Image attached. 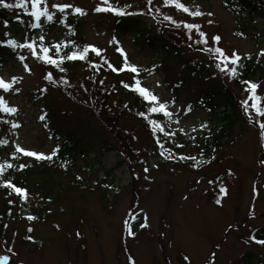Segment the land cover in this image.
Listing matches in <instances>:
<instances>
[{
  "label": "rangeland",
  "instance_id": "1",
  "mask_svg": "<svg viewBox=\"0 0 264 264\" xmlns=\"http://www.w3.org/2000/svg\"><path fill=\"white\" fill-rule=\"evenodd\" d=\"M47 2L49 6L67 3L84 9L85 15L73 17L80 24L85 43L106 50L96 62L104 61L103 55L110 61L123 60L115 37L129 62L143 68V84L159 95L160 102L172 94L175 103L168 104L171 116L162 113L164 139L157 146L151 141L150 120L133 110L121 91L113 96L109 106L112 113L109 110L110 116L100 123L91 111L78 108L45 78L49 68L39 45L49 47L51 55L54 43L62 38L64 28L59 21L63 15L51 9L56 11V20L32 36L0 22L1 38H8L6 33H10L19 42L25 37L36 40L40 54L33 56L31 50L20 49L27 59L21 61L17 56L0 69V78L6 81L13 76L21 78L12 89H0V96L17 109L16 113L0 111V140L8 142L0 145L1 156L13 155L17 143L26 150L47 154L58 136L69 134L89 152L88 156L75 157L70 166L52 169L45 181L40 176L28 179L25 186L34 209L23 208L21 214L13 209L8 216H0V255H8L9 264H243L242 256L249 254L248 264H264V245L252 239L257 228L264 226V137L259 128L264 117L251 107L249 85L242 83L246 80L241 78L237 84L234 77L217 68L220 61L215 55L205 50L220 47L228 56L238 53L241 76L247 68L257 70L252 83L258 85L256 93L264 108V56L260 55L264 50V16L241 8L233 11L224 0H183L204 13L198 17L165 7L162 0H153V8L161 9L152 12L155 16L148 15L147 0H112L114 7L131 5L127 11L143 12L133 15L140 17V27L135 28L140 33H118L113 22L131 16L94 11L101 0ZM231 3L234 5L235 0ZM67 11L72 13V9ZM163 15L200 25L208 43H196L202 38L195 29L189 39L185 28L176 27L180 31L176 36L186 45L180 49L183 61L169 59L162 65L153 64L160 62V56L147 39L167 29L170 22L162 24ZM40 35L45 41H39ZM217 35L221 37L218 43L213 40ZM192 62L206 68L210 81L230 88L238 102L239 116L229 136L221 140L220 147L205 152L203 146H210L225 121L222 108L211 111L201 99L207 93L203 80L184 72L185 63ZM86 69L80 64L73 66L65 74L66 81L71 86L84 82ZM115 76L109 75L107 80L133 78L126 73ZM243 101L248 103L247 110ZM189 105L191 111L187 110ZM106 141L109 149H103ZM16 157L33 158L22 153ZM37 180L40 183L36 187L33 181ZM221 187L227 189L226 195ZM45 189L50 198L44 196ZM3 197L0 188V208ZM30 215L36 219L29 220Z\"/></svg>",
  "mask_w": 264,
  "mask_h": 264
},
{
  "label": "trees",
  "instance_id": "2",
  "mask_svg": "<svg viewBox=\"0 0 264 264\" xmlns=\"http://www.w3.org/2000/svg\"><path fill=\"white\" fill-rule=\"evenodd\" d=\"M231 1L232 0H224V3H226V5L233 11L241 8L242 10L248 11L249 14L260 13L262 16H264V0H235L234 5L231 3ZM6 2L14 3L15 0H6ZM151 14L155 16V14L153 13H148V15ZM130 16L131 17L128 19L119 17L113 22L115 30L118 33L128 32L131 30L140 33V30H135V28L140 27V17L133 15ZM18 17L20 19H18ZM62 19L66 20V24L64 23V30L61 35L62 39L58 42L60 44V49L59 51H57V49L55 48L52 52V57L56 58L57 60H59L60 57H66L72 51L82 50L83 46L87 45L81 35L80 24L76 22L73 15L68 14L66 17L62 16ZM157 19H159L158 16H156L155 20L157 21ZM4 21H8V24L5 25ZM0 22L5 25L4 27L10 28V30L14 28L16 29L14 31L17 32H21L26 29L30 30L29 27H27V24L29 26V17L26 16L21 9L4 8L0 6ZM161 31V33L160 31L152 33V35H150L147 39L150 48H153L155 52L160 56V62H153V64L162 65L164 64V61H167L169 59L171 61L180 63L181 61H183L180 49L181 47L186 46L182 43V41H180L178 36H176L180 33V31L176 28L175 25L171 23H167V29L164 30L162 28ZM167 33L170 34L171 37H168ZM136 35L138 34H135V36ZM6 39L7 37H0V40ZM69 41L70 43H67V46L65 47V43ZM15 55H18V49L13 50L6 45H0V67L4 65L5 62L11 60ZM102 57L107 58V56L105 55H103ZM96 59L98 58L94 53L91 52L88 54V58L85 60L77 59L74 61H70L65 58L63 60V63L60 65V67L65 69L64 71H61L60 67L48 64L46 62V68H49L48 73L51 72L53 74L52 81L48 80V83L51 84L53 88L62 90L66 98L73 101V103L76 104L78 108H84L91 111L97 117V119H99L97 121H99L100 123L101 120H107V117L110 116L111 110L109 106L114 101L113 96L117 92L119 93V91H121V94L123 93L124 96L129 99L133 110L136 109V111H138L140 114L144 113L142 116L145 118L147 117L150 121H157L158 127L156 128V130H153L152 134L154 139L151 140L152 144L154 142V146H157V144L161 143L164 139L162 113L151 112L150 108L153 106V103L144 100L143 97L139 96V94L134 90L125 88L124 85L121 84V81L117 82L114 79L108 81L107 77H109V75L116 77L115 74H117V72L112 71L107 66V64L104 63V61L97 63ZM93 61H95L96 67L92 66ZM111 63L117 68L122 67L121 62L118 63L115 61H111ZM79 64L84 65V67L87 68L86 74L84 75L85 78L83 79L85 81H79L78 83H74L73 86H71V84L66 81L65 74H67L68 71L73 68V66H79ZM139 69L140 71H143V68ZM183 69L184 72L189 76L190 74L192 76L197 74L196 77L203 80V83L207 87V93L201 99L204 101V103L207 104L211 111L216 112L222 108L221 114H223L222 118L225 123L218 129L215 137L212 139V143L210 144V146H203L204 148L202 151H209L208 149H210V147H212L213 149H215L216 147H220L221 140L223 138L227 139L229 133L232 130L234 121L237 120L239 116L238 102L235 94L224 83H216L213 80L210 81L211 78L209 74H207L206 68L202 67L199 63H185ZM251 70L247 68L243 75L235 77L234 81H236L237 84H240V81H242L240 79L242 78L246 81L254 82L252 77L253 74L257 72V70ZM123 72L132 75L134 78L122 81L128 84L134 83L136 75H133L128 71ZM258 72H260L259 68ZM139 78L142 79L141 77ZM100 81H103V84H101ZM177 85H175L174 88L171 87V93H174V89L177 87ZM173 98L174 97L172 95V100ZM111 122L113 123L112 119ZM113 125L118 126L117 122H114ZM126 136L130 138L129 135ZM130 144H132V141ZM110 147L111 145H109L107 141L103 143V149H109ZM54 150H56V155L53 156L51 161L37 160L36 158L18 159V156L16 157V155H11L8 156V158H5L1 156L0 153V163H3L5 165L8 163L12 164V168L9 169L5 167L4 172L0 174V183L4 184L5 180H11L17 185V187L25 188L28 193V199L24 200L23 198L18 197L13 190L6 189L4 186H0V188H3L4 191V200L2 202V208H0V216H8L10 211H12L13 209L17 210L19 214H21L23 208H28L29 210L34 209L33 206L31 207L29 203V199L31 196L29 194V189L25 186L26 183H28V179L30 177L40 176V178L42 177L41 180L45 181L47 180L45 178L50 176L49 174L52 169H55L59 166L61 167L62 165L70 166L75 157L80 155H89V152L87 151V149L85 150L84 145L81 143V141L75 138L73 134H69L64 137L58 136L54 147L50 150L49 153L45 155L51 154ZM129 150L133 149L130 148ZM20 164H26L27 167L20 168ZM38 183H40V181H33L34 186H36ZM42 190L43 189H38V192H42ZM45 190L46 191L44 196L50 198L51 196H49V190ZM9 200L13 201V203H9ZM253 236H255L256 240L264 239V226L258 227L257 230L253 233L252 237ZM26 237L28 239V236ZM248 258L249 254L242 256L243 264H248Z\"/></svg>",
  "mask_w": 264,
  "mask_h": 264
},
{
  "label": "snow or ice",
  "instance_id": "3",
  "mask_svg": "<svg viewBox=\"0 0 264 264\" xmlns=\"http://www.w3.org/2000/svg\"><path fill=\"white\" fill-rule=\"evenodd\" d=\"M163 5L165 7H174L176 10L182 11L183 13H187L192 17H198L204 15V13L197 7L195 10H193L191 7L186 5L183 0H162ZM30 4V7H29ZM0 6L4 8H16L23 10L24 14L30 18L33 19L34 22L30 24L31 28H40L42 27L43 22L52 23L56 20V11H58L60 14H62L64 17H66L68 13V9H72V15H85L86 12L84 9L78 6H73L71 4L67 3H54L51 6L48 5L47 0H15L14 3H7L6 0H0ZM131 5H125L124 7L116 6L114 7L112 5V0H101V4L98 5L94 11L96 12H111L117 16H125V15H136V14H143L141 11L140 13L136 12H129L126 9L130 8ZM51 9H55L56 11H52ZM147 11L149 13H152L153 11L159 13L161 9L159 7L153 8V0H147ZM208 15H213L212 13H208ZM43 18V20H42ZM18 19H20L18 17ZM60 23H66V20H60ZM161 22H170L171 24L175 25L176 27H183L187 30L189 39H191V32L192 30H196L199 33V36L202 38L200 40H197L196 43L200 44H207V36L204 32L200 31L201 26L194 23H187V22H177L173 16L171 15H163ZM211 23V21H209ZM4 24L7 25L8 21H4ZM70 27V25H69ZM8 38L6 40H0V45H6L7 47L17 50V49H29L31 50V54L33 56L40 55L37 52V41L31 40L27 37H25L23 42H19L17 39L12 38L10 33H6ZM243 35V33H241ZM221 37L219 35L213 37L214 42L218 43L220 41ZM39 41L43 42L45 41V36L40 35ZM113 41L117 44V51L121 54L123 57L122 60V67L117 68L112 65L111 61L108 60L106 57H104V63L107 64V66L114 72H123V71H130L132 73L136 74V78L134 79V83L128 84L124 81H121V84L124 85L125 88H128L130 90H134L136 93L139 94V96L143 97L144 100L149 101L150 103H153V106L150 108V111L153 113L162 112L165 116H171V112L168 109L167 102H159V98L157 95L154 94L152 90H150L148 87L143 86L142 80L139 78L140 75V69L137 65L132 64L129 62L127 53L125 52V49L122 46H119L120 42L113 37ZM112 41H110L111 43ZM67 43H65V47L67 46ZM41 53L44 55L41 57L43 60H45L48 64L56 65L57 67H60V65L63 63V60L66 58L67 60L74 61V60H85L88 58V54L94 53L97 58L101 57V53L106 51L103 49H100L94 45H85L83 46L82 50L72 51L70 52L66 57H60L59 60L56 58H53L51 55H48L50 52L49 47H45L43 43L39 45ZM55 48L57 51L60 49V44L57 43L55 45ZM206 51L212 53L215 55L216 59L220 61L217 63V68H219L222 72H227L232 77H239L241 74L238 72V66L241 62V57L238 53L233 52L231 56H228L225 54L224 50L220 47H208L205 49ZM261 56H264V50L260 52ZM18 59L21 61L26 60L27 58L24 55H19ZM221 64H223V67H221ZM231 64L232 67H228V65ZM93 67H96L95 61L92 63ZM24 68L27 71H31V69L28 67L27 64H24ZM155 66L153 67L154 71ZM61 71H64L65 69L60 67ZM151 74V73H150ZM49 81H52L53 74L49 72L47 76L45 77ZM21 79L19 77L13 76L10 81H6L3 78H0V89H3L4 91H8L13 88V85L17 83V81ZM101 84H103V81H100ZM159 84V82H157ZM242 83H246L249 85V91L251 95L249 96V99L253 101L251 107L255 109V112L258 116L264 117V108L260 106V100L261 97L257 95L256 89L258 88V85L256 83H252L250 81H242ZM16 91H19L18 88L15 89ZM41 91H46V89H42ZM172 103H175V99L173 98ZM245 106V110L248 109V103L247 101L242 102ZM187 110L191 111V105L187 106ZM0 111L6 112V113H16L17 109L15 107L10 106L5 98L3 96H0ZM144 113H141L143 115ZM41 119H44V117H41ZM150 123L153 126V130H156L158 127L157 121L152 120ZM14 127H18V125H14ZM201 127H206L205 124H202ZM259 128L261 129L260 135L264 137V123L259 124ZM8 142L6 140H0V145L7 144ZM22 153L25 157H35L37 160H49L51 161L53 156L56 155V150H54L51 154L45 155L43 152H37V151H29L25 148L21 147L18 143L16 144V149L13 155H17ZM180 159H185L186 157L180 156ZM189 159H191L189 157ZM5 167L12 168V164H3L0 163V174L4 172ZM20 168L27 167L26 164H20ZM147 171V169H145ZM4 187L6 189L13 190L18 197L23 198L24 200L28 199V193L25 188L23 187H17L15 183H13L11 180H5ZM220 191L227 194V189L224 187L220 188ZM9 203H13V201L9 200ZM217 204L220 203V200L218 199L216 201ZM29 220H34L36 217L34 216H28ZM143 227H146L147 224L145 222ZM5 227H7L5 225ZM29 232L32 231L31 228L28 229ZM29 240L32 239L31 236L28 237ZM253 240H256L255 236L252 237ZM257 243H260L264 245V239L256 240ZM11 251V249L9 250ZM214 257V254H213ZM187 260L188 258L185 257ZM0 264H9V256L8 255H0ZM134 264V261H133Z\"/></svg>",
  "mask_w": 264,
  "mask_h": 264
}]
</instances>
